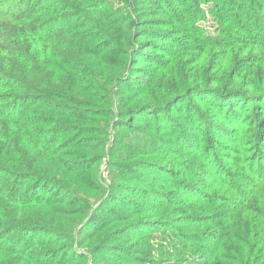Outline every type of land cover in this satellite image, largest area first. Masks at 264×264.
I'll return each instance as SVG.
<instances>
[{"label":"trees","instance_id":"obj_1","mask_svg":"<svg viewBox=\"0 0 264 264\" xmlns=\"http://www.w3.org/2000/svg\"><path fill=\"white\" fill-rule=\"evenodd\" d=\"M261 128L264 0H0V264H264Z\"/></svg>","mask_w":264,"mask_h":264},{"label":"rangeland","instance_id":"obj_2","mask_svg":"<svg viewBox=\"0 0 264 264\" xmlns=\"http://www.w3.org/2000/svg\"><path fill=\"white\" fill-rule=\"evenodd\" d=\"M243 127H246V125H244ZM261 132H263L262 140L260 138L248 137L245 131H241L242 135L240 137L238 147L235 144L225 141V140L222 142H223V145L229 148H238L240 150H248L249 155L254 156L257 160L260 158L258 160L259 166L261 169H264V129L263 128H261ZM104 175L107 176V173L105 172Z\"/></svg>","mask_w":264,"mask_h":264}]
</instances>
